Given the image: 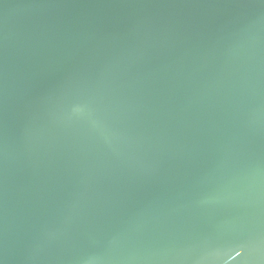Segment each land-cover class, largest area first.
I'll list each match as a JSON object with an SVG mask.
<instances>
[{"label": "water", "instance_id": "1", "mask_svg": "<svg viewBox=\"0 0 264 264\" xmlns=\"http://www.w3.org/2000/svg\"><path fill=\"white\" fill-rule=\"evenodd\" d=\"M0 264H264V0H0Z\"/></svg>", "mask_w": 264, "mask_h": 264}]
</instances>
